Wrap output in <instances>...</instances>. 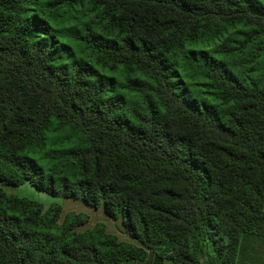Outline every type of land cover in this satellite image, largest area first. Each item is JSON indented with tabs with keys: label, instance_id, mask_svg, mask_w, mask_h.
<instances>
[{
	"label": "trees",
	"instance_id": "trees-1",
	"mask_svg": "<svg viewBox=\"0 0 264 264\" xmlns=\"http://www.w3.org/2000/svg\"><path fill=\"white\" fill-rule=\"evenodd\" d=\"M0 264H236L264 237V0H0Z\"/></svg>",
	"mask_w": 264,
	"mask_h": 264
},
{
	"label": "rangeland",
	"instance_id": "rangeland-1",
	"mask_svg": "<svg viewBox=\"0 0 264 264\" xmlns=\"http://www.w3.org/2000/svg\"><path fill=\"white\" fill-rule=\"evenodd\" d=\"M0 187H2L8 193H15L19 196L29 197L31 199L38 200L43 203L46 209H48V207L53 203L62 205V218H64L69 212L86 213L89 216V222L86 224V226L80 228V230L93 228L97 223L102 222L107 226L108 231L110 233L117 235L122 241H126L129 243H137L135 239H132L124 232V227L121 221H115L111 219L108 215L104 213L102 208L95 209L86 205L81 200L56 198L46 193L38 192L29 183H24L23 185L16 188L2 184H0Z\"/></svg>",
	"mask_w": 264,
	"mask_h": 264
},
{
	"label": "crops",
	"instance_id": "crops-1",
	"mask_svg": "<svg viewBox=\"0 0 264 264\" xmlns=\"http://www.w3.org/2000/svg\"><path fill=\"white\" fill-rule=\"evenodd\" d=\"M138 245V243H133ZM166 248L149 250L145 260H127L122 264H172L166 256ZM236 264H264V237L247 235L242 238Z\"/></svg>",
	"mask_w": 264,
	"mask_h": 264
}]
</instances>
